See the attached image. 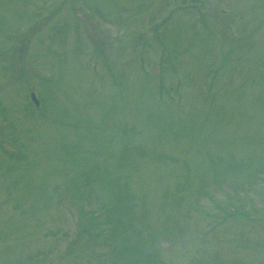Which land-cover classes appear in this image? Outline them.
I'll return each instance as SVG.
<instances>
[{"label":"rangeland","instance_id":"rangeland-1","mask_svg":"<svg viewBox=\"0 0 264 264\" xmlns=\"http://www.w3.org/2000/svg\"><path fill=\"white\" fill-rule=\"evenodd\" d=\"M0 264H264V0H0Z\"/></svg>","mask_w":264,"mask_h":264},{"label":"trees","instance_id":"trees-1","mask_svg":"<svg viewBox=\"0 0 264 264\" xmlns=\"http://www.w3.org/2000/svg\"><path fill=\"white\" fill-rule=\"evenodd\" d=\"M77 198L80 201V216L82 218V222L80 223V224H82V226H80V228H81L80 230H81V232H89L90 230L95 229L96 227H98L100 225L99 219H100L101 214H96L95 212H93L94 210L87 207V204H86V206L83 205V203L85 201L87 202V200H88V199H86V195L84 193H81V192L78 193ZM125 205L127 207L128 212H130L132 210V207H130V202L128 200L125 201ZM122 206H124V205H121V203H119V207L121 208ZM221 210H222V208H221ZM222 212H223V210H222ZM232 215H233V213H232ZM90 220H92V221H90ZM87 245H89V244H87ZM118 248L119 249L116 250L115 253L118 256L122 257L121 255H122V252H124V249H123L124 247L118 246ZM128 262H130V260Z\"/></svg>","mask_w":264,"mask_h":264},{"label":"water","instance_id":"water-1","mask_svg":"<svg viewBox=\"0 0 264 264\" xmlns=\"http://www.w3.org/2000/svg\"><path fill=\"white\" fill-rule=\"evenodd\" d=\"M31 98H32V100L35 102L36 105L39 104V101H38V99H37L35 93H33V92L31 93Z\"/></svg>","mask_w":264,"mask_h":264}]
</instances>
